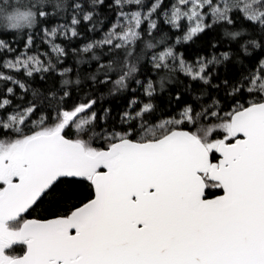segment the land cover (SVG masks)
I'll return each instance as SVG.
<instances>
[{
	"label": "snow or ice",
	"instance_id": "obj_1",
	"mask_svg": "<svg viewBox=\"0 0 264 264\" xmlns=\"http://www.w3.org/2000/svg\"><path fill=\"white\" fill-rule=\"evenodd\" d=\"M48 3L37 0L35 11L9 17V28L29 30L16 31L22 47L0 39V264H264V55L236 79L216 80L234 53L189 62L177 51L234 25L238 12L260 37L241 45L244 56L264 54V0H71L55 5L71 14L51 27ZM81 25L93 38L71 52L81 57L77 64L85 54L96 62L93 87L112 85L110 97L144 96L120 114L127 129L92 131L87 139L81 134L106 122L111 109L100 115L91 95L68 103L71 86L82 81L61 68L69 49L57 41L80 39ZM222 31L232 41L249 34ZM142 71L159 78H141ZM177 73L205 86L195 100L209 87L224 99L213 96L198 111L188 104L178 117L151 123L160 116L156 97L180 82ZM50 74L60 77L61 90L45 95L27 83ZM181 95L170 94L169 105ZM85 185L86 202L66 214L26 218L53 196L57 204L83 196ZM16 245L22 254H14Z\"/></svg>",
	"mask_w": 264,
	"mask_h": 264
},
{
	"label": "trees",
	"instance_id": "obj_2",
	"mask_svg": "<svg viewBox=\"0 0 264 264\" xmlns=\"http://www.w3.org/2000/svg\"><path fill=\"white\" fill-rule=\"evenodd\" d=\"M37 0H0V39L7 40L9 42H12L13 40L16 41V43L13 44V47H16L17 45L21 46L23 45V40L20 39L17 36V32H23L27 33L29 30L26 26H23L19 29H12L9 28L8 25L10 23L9 17L13 12H26V11H35L36 8L33 7L35 5ZM57 3H71V0H50V3H48L45 6V10L49 13H52L54 15L50 16L46 24L47 26L51 27L54 26L56 23H63L65 22V17L70 16L71 9L69 8L67 12L63 11L62 9H57L55 5ZM107 15L111 18L114 13H107ZM233 17L235 20L234 25L232 26H222V27H228L229 31H240V30H246V35H243L241 37H237L236 40L232 41L230 38L225 37L223 35L222 27L217 28L214 32H209L203 35H200L197 38H194L192 42H189L182 46H177L178 52H183L185 58L187 61L192 62L197 56L203 55L206 57L211 56L213 52L216 54H219L223 51H230L234 53L233 55V63H230L227 66V73H225L224 69H221V76L217 77L216 80H219L222 78L225 74L228 75V78L231 80L236 79L240 75V71L243 70L244 67L251 68L255 63L256 60L261 57V52L257 51L254 52L253 56L251 58H248L244 56V53L242 51L241 45L247 41L251 40L253 38L260 39L258 33L253 30V28L249 25V23L243 19L242 15L238 12L233 13ZM42 24L45 23V21L41 22ZM105 28H107V24L105 25ZM161 28L164 32H167L170 36L175 38V36L179 35V33H176L174 31H169L168 27L165 25H161ZM37 33L39 32V26L36 29ZM80 31L82 33V37L78 40L68 42L64 40H58V43H61L64 47L69 49V53L67 58L64 61V64L61 65V68L63 67H69L72 68L73 71L69 73V78L72 80H75L77 78L81 79L80 85H72V96L70 101L68 102L71 104L72 102L79 101L83 99L86 95H91L97 98L98 103L96 105V109L99 111L100 115H103V109L104 108H110L111 113L108 118V120L100 121L97 120L96 126L94 129H90L87 133H82L81 136L84 139H87L89 135H91L92 131H95L96 133H99L101 135L104 134L106 131H113L114 129L116 131H123L127 129V125L121 124L119 122V116L120 114L126 109L127 105L129 104V101L134 96L139 98L140 100L144 99V96L142 95L141 91H136L135 93L129 91L122 95H116V96H108L109 88L112 87V85H103L99 87H93L92 81L88 79V77L95 73L96 71V62L90 60V54H85L83 56L84 63L77 64V61L81 59V57L74 55L71 52V48L74 47H82L86 42H88L90 39L93 38V34L88 32L84 25H81ZM101 33L97 32L95 34L96 38H99ZM159 35V33H157ZM209 41H215L218 42V47L215 49L211 48L209 46ZM173 41L170 40L169 43H172ZM250 51H252L251 48H249ZM237 58L244 61V65H240L236 63ZM107 58H105L106 62ZM148 66L145 63L144 68L146 69ZM146 74H150L153 79H158L157 73H146L145 71L141 72V78H144ZM163 75V71L159 74ZM179 79V83L170 85L168 87V91L161 95L156 97V102L158 105V111L160 112V116L154 115L151 118V123L158 122L159 118L162 116L164 118L177 116L179 111L183 109L188 104H191L192 107L195 110L200 109L201 102L207 104L211 102V99L213 96L219 95V98L221 100L224 99L223 92H220L217 94L215 90L211 89L210 87L207 88L208 95L203 97L202 101H197L194 99L195 96L201 95V92L205 89V86H203L201 83L198 82H192L189 78L185 77L182 73L176 74ZM118 78L116 75H113V80ZM215 82V81H214ZM27 83L31 85L34 89H39L40 92L47 95L51 91H57L61 90V84H60V77L58 75H48L45 80H41L40 77L37 75L34 80H28ZM190 85V89H186V86ZM135 87V85H132ZM19 92L20 90L17 89ZM177 92L182 93L181 99L179 101H176L173 99L171 101V104L169 105V95L175 94ZM30 98V94L29 97ZM137 108L140 107L139 104L136 105ZM183 129L188 131H195V127L192 125H189L185 123L181 126ZM66 134L69 138H76L77 133L74 128L66 129ZM94 146L96 147H103L104 142L103 141H93ZM90 190L87 188V185H85V192L84 195L81 197H77L76 199L70 201L69 203H56V197L53 196L51 198H48L45 200L44 203L40 204L35 208V210L31 211L30 214L27 215L26 218H37V219H47L52 218L53 214L56 215H64L70 208L72 204H78L82 200L86 202V197L89 196ZM216 194H221L219 191H217ZM24 248L22 245H16L14 246V254H22Z\"/></svg>",
	"mask_w": 264,
	"mask_h": 264
},
{
	"label": "clouds",
	"instance_id": "obj_3",
	"mask_svg": "<svg viewBox=\"0 0 264 264\" xmlns=\"http://www.w3.org/2000/svg\"><path fill=\"white\" fill-rule=\"evenodd\" d=\"M17 12H13L10 17H15Z\"/></svg>",
	"mask_w": 264,
	"mask_h": 264
},
{
	"label": "water",
	"instance_id": "obj_4",
	"mask_svg": "<svg viewBox=\"0 0 264 264\" xmlns=\"http://www.w3.org/2000/svg\"><path fill=\"white\" fill-rule=\"evenodd\" d=\"M185 130V129H184Z\"/></svg>",
	"mask_w": 264,
	"mask_h": 264
}]
</instances>
